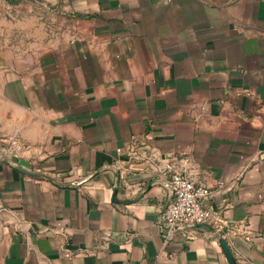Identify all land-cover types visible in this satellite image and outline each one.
<instances>
[{
    "label": "crops",
    "instance_id": "0c3cea01",
    "mask_svg": "<svg viewBox=\"0 0 264 264\" xmlns=\"http://www.w3.org/2000/svg\"><path fill=\"white\" fill-rule=\"evenodd\" d=\"M174 170L213 191L193 240L159 222ZM222 239L264 264V0H0V264H230Z\"/></svg>",
    "mask_w": 264,
    "mask_h": 264
},
{
    "label": "built area",
    "instance_id": "2783aa9c",
    "mask_svg": "<svg viewBox=\"0 0 264 264\" xmlns=\"http://www.w3.org/2000/svg\"><path fill=\"white\" fill-rule=\"evenodd\" d=\"M170 184L171 198L159 222L167 237L178 232L193 240L197 227L217 222V215L209 206L213 191L191 175L178 170L172 172Z\"/></svg>",
    "mask_w": 264,
    "mask_h": 264
},
{
    "label": "water",
    "instance_id": "95a60500",
    "mask_svg": "<svg viewBox=\"0 0 264 264\" xmlns=\"http://www.w3.org/2000/svg\"><path fill=\"white\" fill-rule=\"evenodd\" d=\"M17 169L22 172L23 174L25 175H28L30 177H33V178H38V179H42V180H45V181H48L56 186H59V187H67V185H62V184H59L58 182H56L54 179L42 174V173H38V172H33V171H28L24 168H21V167H17ZM200 226H203V225H200ZM220 244H221V247L228 259V261L230 262V264H238L236 258L234 257L233 253H232V250L228 244V242L225 240V239H222L220 241Z\"/></svg>",
    "mask_w": 264,
    "mask_h": 264
}]
</instances>
